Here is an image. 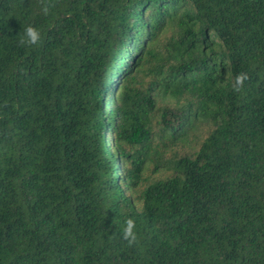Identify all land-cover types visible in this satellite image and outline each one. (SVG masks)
<instances>
[{
	"label": "trees",
	"instance_id": "trees-1",
	"mask_svg": "<svg viewBox=\"0 0 264 264\" xmlns=\"http://www.w3.org/2000/svg\"><path fill=\"white\" fill-rule=\"evenodd\" d=\"M0 264H264V0H0Z\"/></svg>",
	"mask_w": 264,
	"mask_h": 264
},
{
	"label": "clouds",
	"instance_id": "clouds-1",
	"mask_svg": "<svg viewBox=\"0 0 264 264\" xmlns=\"http://www.w3.org/2000/svg\"><path fill=\"white\" fill-rule=\"evenodd\" d=\"M24 36H25L24 42L30 43V44H35L39 39L38 31L34 27H31V26H28L25 28ZM245 78L246 77L242 74L236 77V87L237 88H239V86L242 84ZM133 227H134V222L131 219H129L127 221V225L123 232L124 238L128 239L129 242L135 239V233L133 232Z\"/></svg>",
	"mask_w": 264,
	"mask_h": 264
},
{
	"label": "rangeland",
	"instance_id": "rangeland-1",
	"mask_svg": "<svg viewBox=\"0 0 264 264\" xmlns=\"http://www.w3.org/2000/svg\"><path fill=\"white\" fill-rule=\"evenodd\" d=\"M105 140H106V143H107V141H108V136H107V134L105 135Z\"/></svg>",
	"mask_w": 264,
	"mask_h": 264
}]
</instances>
